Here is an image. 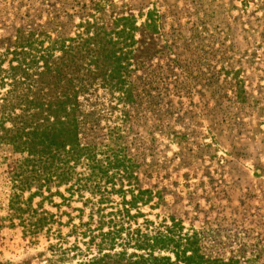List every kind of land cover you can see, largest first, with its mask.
<instances>
[{"label": "rangeland", "instance_id": "1", "mask_svg": "<svg viewBox=\"0 0 264 264\" xmlns=\"http://www.w3.org/2000/svg\"><path fill=\"white\" fill-rule=\"evenodd\" d=\"M149 10L159 55L127 76L128 103L101 87L82 99L80 142H115L157 203L142 212L195 230L205 258L264 264V0H0V39L26 28L46 45L89 15L110 28ZM22 157L0 146V218ZM47 244L2 228L0 263L48 264Z\"/></svg>", "mask_w": 264, "mask_h": 264}, {"label": "trees", "instance_id": "2", "mask_svg": "<svg viewBox=\"0 0 264 264\" xmlns=\"http://www.w3.org/2000/svg\"><path fill=\"white\" fill-rule=\"evenodd\" d=\"M78 28L46 45L26 28L0 39V146L23 156L0 230L20 228L34 246L44 238L48 264H226L202 255L195 230L142 212L157 203L115 142H80L82 99L101 87L128 103L127 76L159 55L156 12L140 24L118 15L110 28L89 15Z\"/></svg>", "mask_w": 264, "mask_h": 264}]
</instances>
